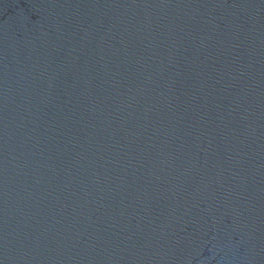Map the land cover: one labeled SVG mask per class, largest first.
<instances>
[{"label":"water","instance_id":"water-1","mask_svg":"<svg viewBox=\"0 0 264 264\" xmlns=\"http://www.w3.org/2000/svg\"><path fill=\"white\" fill-rule=\"evenodd\" d=\"M0 264H12V263L0 257Z\"/></svg>","mask_w":264,"mask_h":264}]
</instances>
